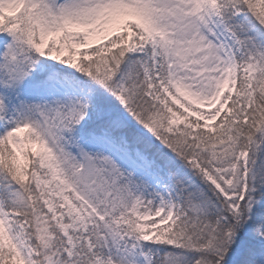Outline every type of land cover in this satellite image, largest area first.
Instances as JSON below:
<instances>
[{
  "label": "snow or ice",
  "instance_id": "6c2138e0",
  "mask_svg": "<svg viewBox=\"0 0 264 264\" xmlns=\"http://www.w3.org/2000/svg\"><path fill=\"white\" fill-rule=\"evenodd\" d=\"M0 264H264V0H0Z\"/></svg>",
  "mask_w": 264,
  "mask_h": 264
},
{
  "label": "rangeland",
  "instance_id": "374dc122",
  "mask_svg": "<svg viewBox=\"0 0 264 264\" xmlns=\"http://www.w3.org/2000/svg\"><path fill=\"white\" fill-rule=\"evenodd\" d=\"M209 109L207 108V106H204V108L202 109V111H208ZM193 119L195 118V117H192ZM211 123V122H210Z\"/></svg>",
  "mask_w": 264,
  "mask_h": 264
}]
</instances>
